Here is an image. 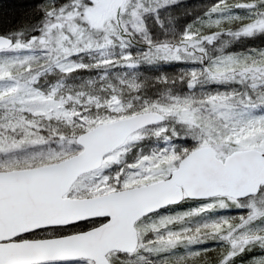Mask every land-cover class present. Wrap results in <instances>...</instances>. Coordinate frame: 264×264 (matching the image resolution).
<instances>
[{"label":"snow or ice","instance_id":"snow-or-ice-1","mask_svg":"<svg viewBox=\"0 0 264 264\" xmlns=\"http://www.w3.org/2000/svg\"><path fill=\"white\" fill-rule=\"evenodd\" d=\"M0 32V264H264V0H36Z\"/></svg>","mask_w":264,"mask_h":264},{"label":"trees","instance_id":"trees-1","mask_svg":"<svg viewBox=\"0 0 264 264\" xmlns=\"http://www.w3.org/2000/svg\"><path fill=\"white\" fill-rule=\"evenodd\" d=\"M35 2L36 0L0 1V32H6L22 24L31 11L30 5Z\"/></svg>","mask_w":264,"mask_h":264},{"label":"rangeland","instance_id":"rangeland-1","mask_svg":"<svg viewBox=\"0 0 264 264\" xmlns=\"http://www.w3.org/2000/svg\"><path fill=\"white\" fill-rule=\"evenodd\" d=\"M0 1H4V0H0ZM191 2V1H190ZM192 2H194V3H197V2H199V0H193ZM191 2V3H192Z\"/></svg>","mask_w":264,"mask_h":264}]
</instances>
